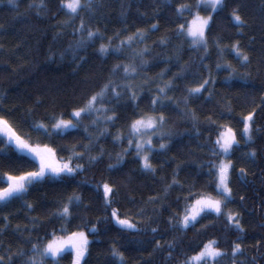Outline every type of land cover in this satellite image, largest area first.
Returning <instances> with one entry per match:
<instances>
[{
  "label": "trees",
  "instance_id": "obj_1",
  "mask_svg": "<svg viewBox=\"0 0 264 264\" xmlns=\"http://www.w3.org/2000/svg\"><path fill=\"white\" fill-rule=\"evenodd\" d=\"M39 2L40 0H18L17 8L9 5L8 0L0 3V24L5 26L4 30L0 31V45L3 46L0 49V96L3 97L0 99V108L10 110L9 118L15 123L23 119L43 120L46 113L53 110L62 111L64 110L62 106L65 104L72 106V101L79 99L80 92L91 88L105 77L114 63L127 62L124 55L109 56L106 59L98 57L94 48L98 47L99 41L86 51L78 53V56L85 57V60L80 62V67L73 63L71 53L65 54L61 60L59 53L68 48L69 43L75 39L71 35L72 29L71 27L64 29V35L56 36V33L61 30L53 25L65 17L62 12H57L54 0H46L49 11L46 16H38L36 14L38 9H29L28 5ZM180 2L184 0H169L168 4L163 0H98L95 18L89 21L93 27H99L102 31L106 29L108 36L127 28V32H121L122 37L135 32L137 28L147 30L153 23L159 22V29L149 32L148 39L143 44L134 45V47L143 48L147 44L151 48V54L146 57L151 61V65L144 69L149 77H156L157 73L166 68L169 70L163 77L164 80L170 79L173 73L179 72L180 67L175 60L177 55L180 58V65L189 66L186 79H177L175 81L177 87L168 93L169 96L177 99L185 95L183 90L185 83L195 86L192 81L196 78L191 73L198 70L199 63L198 55L189 51L187 44L183 45L182 50H177L181 41L177 39L173 29L181 21L176 20L174 7ZM234 7H239L240 15L246 21V26L242 30H238L230 19L229 13ZM154 13L157 14L154 15ZM13 17L16 18L13 19ZM209 36L210 58L206 59L205 63L214 68L217 61V52L211 46V37H219L222 45H231L239 40L241 47L249 56V63L240 67L230 53H226L224 59L238 67L240 72L249 73L248 79L230 87V82L223 79L227 75L226 72L215 73L218 82L215 85L213 97L206 99L208 94L205 92L199 98H192L188 105L190 109L195 110L199 120L198 124L194 125L191 117L176 110L175 105L165 110V115L168 117L165 129L173 132V138L168 151L157 153L153 160L158 168L155 176L142 172L132 155L126 157V162L120 169L108 172L106 166L113 161L108 159L107 153L111 152L114 155L120 151V146L112 143V136L101 138L99 144L92 149V154H97L99 146H103L106 149L103 162L87 167L67 186L45 182L30 189L29 194L23 199L33 203V211L29 212L21 200H15L8 206L0 208V229L4 228V217H7V228L0 232V243L5 248L11 246L13 252L18 248H23L30 255L28 250L31 244L27 237L31 235L32 242H35V237L43 236L45 229L51 231L53 228H59L61 221L52 217L51 213L59 206L62 198L73 191L78 192L83 197L84 204L90 207L86 209L81 206L73 210L78 218L72 221L70 228L74 229L84 220L95 223L97 217H102L106 213L102 211V202L96 196L92 185L106 179L115 183L119 189L115 197L118 203L114 206L129 215H134L138 210L143 209V216L136 217L141 221L140 226L144 227L150 217L151 226L159 224L161 228V234H158L155 239L161 240V243L176 239L177 244L172 258L168 259L169 250L167 248L158 252L152 251L154 241L150 232L122 234L114 225L101 223L97 225L101 229L99 235L90 236L93 243L90 245L91 255L88 257V264H108L109 249L114 242H118L121 251H124L128 264H178V261L183 259L182 253L188 251L190 245L197 243L198 237L194 230H189L187 233L168 231L166 221L170 211L167 207L162 208L161 204H171L172 208H176V204L172 201L178 194H181V189L179 187L172 189L166 200H157L154 204L148 202L149 197L163 195V188L171 180L177 165L180 166L177 179L185 186L193 182L202 184L207 179L206 176L200 174L201 169L199 168L201 161L207 159V149L200 148L199 144L203 143L205 137L210 134L205 117L212 115L213 119H219L221 122L231 121L233 126L240 128L242 125H237L233 116L240 113L247 114L256 109L254 127L258 131L254 132L255 142L245 146L241 139L240 147L231 157L237 171L240 168L246 169V183H241L236 172H233L234 201L229 205L233 210L242 213L245 231L235 233L227 230L223 218L216 222L215 229L209 231L221 237L220 247L229 252V256L222 258V264H232L229 241L235 240L237 235L244 237L239 241L243 245V255L237 259L247 260L251 264L252 258L255 257V264H264V249L258 250L257 248L258 243L264 244V106L261 105V97H264V0H233L228 8L216 17ZM161 37L168 38L169 43L166 47L159 45L158 41ZM113 43H118V41L114 40ZM50 49L51 53L55 54L52 60L48 59ZM166 57L173 59L166 63ZM142 78H137L135 82L139 83ZM85 81L88 83L86 84ZM241 84L244 86L241 87ZM151 87L154 88L155 85ZM152 94V92L145 91V99L139 101L141 109L146 108L149 102L147 97ZM37 100H41L42 103L37 104ZM229 102L233 109L232 116H220ZM118 103L121 105L117 108L119 115L124 116L132 112V108L128 106L130 102L127 101V96ZM179 107L184 109L182 103ZM29 109L32 111L29 112ZM88 123L89 119H85L84 124ZM123 123L122 119L116 123L115 127L108 125L109 132L115 134L117 128H120ZM197 127L201 132L199 136L195 130ZM18 131L26 134L29 129L25 125ZM89 132H95V130L89 128ZM36 135L32 133L33 142H35ZM212 136L214 138V133ZM3 139L6 137L0 135V140ZM44 142L49 141L44 140ZM77 142H89L83 132V126L78 133L74 132L72 137L63 140L56 139V145L69 148ZM154 143L158 144L159 141L154 140ZM2 147L3 145L0 144V148ZM250 149L257 151L255 160H249L241 155ZM76 150L81 151L82 149L77 147ZM67 154V152L60 153L62 156H67ZM80 162L86 163V161ZM25 170L30 169L19 171ZM4 172L19 174L8 160L0 159V173ZM162 177L164 179H161ZM5 186L6 184H0V187ZM241 197H244L243 202H241ZM31 217H38L43 221L37 224L39 231L29 233L24 230L32 227ZM211 219L213 217H208V220ZM207 222V220H202L200 224ZM200 224L196 227L199 228ZM25 258H16L14 264H22ZM69 259H63L61 264H69Z\"/></svg>",
  "mask_w": 264,
  "mask_h": 264
},
{
  "label": "snow or ice",
  "instance_id": "obj_2",
  "mask_svg": "<svg viewBox=\"0 0 264 264\" xmlns=\"http://www.w3.org/2000/svg\"><path fill=\"white\" fill-rule=\"evenodd\" d=\"M57 12H62L65 19L59 21L53 27L60 29L56 36L64 35V29L71 27V35L75 37L59 57L63 60L65 54L71 53L73 63L80 67V62L85 57L78 56L81 51H86L89 47L97 44L94 48L95 53L100 58L109 56L124 55L127 62L118 61L109 69L108 74L101 78L94 86L80 92L79 99L72 101V106L63 105L62 111L53 110L46 113L43 120L23 119L15 123L9 118L10 110L0 108V135L6 139L0 140L3 145L0 148V159L8 160L17 169L19 174L8 172L0 173V184H6L0 187V208L6 207L15 200H21L23 206L29 212L34 210V205L23 198L29 194L30 189L45 182H55L69 185L75 177L86 170L87 167L95 166L103 162L106 149L99 146L97 154H92V149L99 144L101 138L112 136V143L120 146V151L114 155L107 153L108 159L113 161L108 163L106 169L108 172L118 170L126 162V157L133 156L139 164V168L144 173H151L155 176L158 171L157 166L153 163L157 153L167 152L173 138V132L166 130L168 117L165 110L175 105L176 110L183 115L191 117L194 125L199 123L194 109L188 107L192 98H199L207 92L206 99H211L215 92L217 76L215 73L226 72L223 77L225 81L230 82L229 86H236L237 82L246 81L249 73L240 72L238 67L230 61L224 59L226 53H230L237 60L240 67L249 63L247 52L241 47L240 41H234L231 45H222L219 37H211V46L216 49L217 61L214 68L205 63L210 58V36L216 17L225 9L233 0H184L176 3L174 7L177 23L173 29L177 39L181 41L178 51L182 50L183 45L187 44L189 51L198 55V70L191 73L194 79L192 83L195 86L184 85L185 95L179 99L169 96L168 93L173 91L177 85L175 81L185 80L189 74L188 65L179 64V56L175 57L180 71L173 73V76L164 80L169 69L161 70L156 77H149L144 69L151 65V61L146 59L151 54V48L145 44L143 48L134 47V45L143 44L148 39V33L159 29V22L153 23L147 30L137 28L135 32L127 36H121V32H127V28L118 30L113 35H106V29L102 31L99 27H93L90 20L95 18V9L98 0H54ZM168 4L169 0H163ZM3 3V0H0ZM8 4L13 8L18 7V0H8ZM171 6V5H170ZM29 9H38L37 15H47L49 11L46 0H40L38 4L30 3ZM157 13H154L156 15ZM187 14V15H186ZM233 25L242 30L246 26V21L240 15L239 7L232 8L229 13ZM16 17H13L15 19ZM55 17H53L54 19ZM79 20V23H77ZM175 22V21H174ZM4 25L0 24V31L4 30ZM116 40L118 43H113ZM159 45L167 46L169 40L167 37H161ZM0 45V49H2ZM49 60L54 59L55 54L51 53ZM173 58L166 57L165 62H170ZM195 63V61H193ZM139 83L135 81L141 78ZM157 80L159 82H157ZM87 84L88 81H85ZM155 85L152 88V85ZM241 87L244 85L241 84ZM152 92L148 96V104L145 109L140 108L139 101L145 99V91ZM127 96L128 106L132 112L124 116L117 113V108L121 107L119 101ZM3 97L0 96V99ZM117 102V103H114ZM42 103L41 100L36 101ZM184 109H180V104ZM261 105L264 106V97H261ZM29 112L32 110L29 109ZM256 109L240 113L233 116L237 125L233 126L231 121L221 122L219 119H213L212 115L205 117V123L209 130V135L205 137L203 143L199 144L200 148H206V160H202L199 168L200 174L207 179L202 184L196 182L186 186L177 179L180 166L172 173L171 180L164 186L162 196L149 197V203H156L157 200L164 201L167 199L171 190L179 187L181 194L175 197L171 204H161V207H167L170 214L167 218L168 231L187 233L194 230L198 237V242L189 246V250L182 253L183 259L178 264H222V258L229 256V252L220 247L221 237L210 229H215L216 222L221 218L225 221V228L235 233L245 231L242 223V213L233 210L229 205L234 201V191L232 187V175L236 172L237 178L241 183H246V169L236 170L235 162L231 159L241 145V139L245 146L252 145L254 141V132L258 131L254 127V115ZM7 113V115L5 114ZM233 109L230 102L226 104L224 111L220 116H232ZM68 117V118H65ZM89 119L88 124L84 120ZM124 123L117 128L115 134L109 132L108 125L116 126L120 120ZM46 121V122H45ZM27 126L29 132L21 133L18 129ZM83 126V132L89 141L88 143H79L67 147L56 145V139H66L78 133ZM89 128L95 132H89ZM196 134L201 135L197 127ZM32 133H36L35 142L32 139ZM214 133V138L212 136ZM47 140L49 142H44ZM154 140L159 141L158 144ZM126 142V145H125ZM77 147L82 149L77 151ZM67 152V156L60 153ZM244 158L255 160L257 151L250 149L241 154ZM86 161V163L80 162ZM167 163V161H165ZM206 168V171L204 169ZM20 169H30L19 171ZM161 179H164L163 177ZM83 183V182H80ZM96 196L102 202V211L106 215L97 217L95 223L84 220L83 223L76 225L74 229L70 228L72 221L78 216L74 214V209L85 205L83 197L76 191L71 192L63 197L59 206L51 213L56 220L61 221L59 228H53L51 231L44 230L43 236H36L35 242L32 237H27L31 244L28 252L23 248H18L13 252L11 246L5 248L0 243V264H14L18 257H26L22 264H61L65 258L69 259V264H88V257L91 255L90 245L93 243L91 237L99 235L101 229L98 224L104 223L114 225L120 233H147L152 234L154 241L152 251L158 252L167 248L168 259L172 258L173 251L176 248V239L167 240L161 243V240L155 239L161 234L159 224L151 226L152 219L149 217L144 227H141V221L136 217L143 216L144 210L140 209L134 215L127 212H121L116 207L118 201L115 199L118 187L115 183L102 179L92 185ZM243 202L244 197H241ZM208 217L213 219L208 220ZM32 227L25 228L29 233L39 231L37 224L43 223L38 217H31ZM82 219V218H81ZM5 226L0 232L7 228V217H4ZM202 220L207 223L200 224ZM200 224L197 228L196 225ZM19 231V226L17 227ZM242 235H237L235 240L229 241L231 245L230 256L232 264H249L247 260H238L237 257L243 255V245L239 241L243 240ZM258 250L264 249V244L258 243ZM110 259L108 264H128L124 251L118 246V242L110 246ZM255 257L252 258L251 264H255Z\"/></svg>",
  "mask_w": 264,
  "mask_h": 264
}]
</instances>
